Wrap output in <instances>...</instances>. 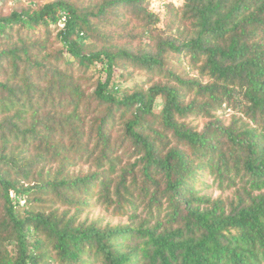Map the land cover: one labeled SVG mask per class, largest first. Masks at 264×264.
Here are the masks:
<instances>
[{
  "label": "trees",
  "instance_id": "trees-1",
  "mask_svg": "<svg viewBox=\"0 0 264 264\" xmlns=\"http://www.w3.org/2000/svg\"><path fill=\"white\" fill-rule=\"evenodd\" d=\"M154 7L0 16V264H264V0ZM93 200L127 223L79 222Z\"/></svg>",
  "mask_w": 264,
  "mask_h": 264
},
{
  "label": "rangeland",
  "instance_id": "rangeland-1",
  "mask_svg": "<svg viewBox=\"0 0 264 264\" xmlns=\"http://www.w3.org/2000/svg\"><path fill=\"white\" fill-rule=\"evenodd\" d=\"M51 1H54V0H6L5 2L1 1L0 2V16H6L15 10H22V9H29V8L36 9L39 6H42L43 4L47 2H51ZM71 1H75V0H71ZM80 1L86 2L87 0H80ZM182 3H183V0H155V1L153 0V4L155 6L154 8L158 10H161L167 4H173L174 6H180ZM21 33L22 31L15 29L13 31L12 37L5 38V39L0 38V50L7 48L11 44L16 42L17 38L19 37V34ZM46 33L47 32L44 29H41L37 33L36 37L38 38L41 37L42 39L47 38ZM55 35L56 33H53L49 39L50 50L52 51H56V50L58 51L60 49V45L56 41ZM117 44L124 45L126 44V41H120ZM180 72L182 73L189 72V75L191 76V72L185 70V67L181 68ZM132 74H133V79L135 80V82L139 83L140 85L143 84L144 88H147L150 85L149 83L150 81L147 80L146 77H144L141 73H139V71L133 72ZM98 77H101V78L104 77L103 75L102 76L100 75L99 67H97L96 70L89 71V73L86 76V78H89L91 82L92 81L95 82V80ZM0 78H1V75H0ZM157 80L158 79H154L152 80V82H155ZM132 81H129L127 86L132 87L134 84ZM141 81H144L145 84L147 85H144V83H142ZM156 111L158 112L159 110H156ZM228 116H229V113L225 118L228 119ZM188 122H190L192 126H196L199 130H201L206 120L189 118ZM88 170H89L88 166L79 165L76 168L71 169V172L74 175H77L79 172L85 174ZM201 193L203 195H206L212 198L213 200L221 198L222 200L229 201L232 198L233 191L231 190V191L222 193L217 190L216 186L212 185L211 187L203 186ZM21 204H23V202ZM56 208L60 214L64 212L65 210H68L64 206H56ZM73 214H74V210L70 209V215H73ZM137 214L139 215V219H144L147 215L146 210H144L143 208H139L137 211ZM78 221L86 222L87 224L95 223L99 227L105 228L106 226H117V225L126 224L128 219L127 217L120 216L118 213H116L113 210V208L107 207L103 205L102 203H99L93 200L91 201V205L89 207L85 208L83 211L80 212Z\"/></svg>",
  "mask_w": 264,
  "mask_h": 264
},
{
  "label": "built area",
  "instance_id": "built-area-1",
  "mask_svg": "<svg viewBox=\"0 0 264 264\" xmlns=\"http://www.w3.org/2000/svg\"><path fill=\"white\" fill-rule=\"evenodd\" d=\"M62 21H65V17L63 16ZM64 25L62 24L61 27H63ZM11 197H13V194H11Z\"/></svg>",
  "mask_w": 264,
  "mask_h": 264
}]
</instances>
